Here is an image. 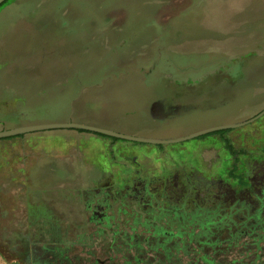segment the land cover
Segmentation results:
<instances>
[{"label": "rangeland", "instance_id": "obj_1", "mask_svg": "<svg viewBox=\"0 0 264 264\" xmlns=\"http://www.w3.org/2000/svg\"><path fill=\"white\" fill-rule=\"evenodd\" d=\"M222 65L219 75L200 84L199 94L182 98L187 111L163 121L162 129L154 128L157 123L147 107L156 95L144 87L161 85L164 72L176 84L195 88L198 77ZM228 80H234L229 87ZM74 99L75 115L82 116L79 123L132 136L183 137L252 117L264 110V0H9L1 4L0 103L22 106L24 116L7 120L4 127L63 119ZM66 131L25 133L22 142L30 154L12 161L5 149L0 151V192L7 182L18 183L36 196H61L55 189L51 155L57 150V138ZM109 153L121 160L116 151ZM29 155H33L28 158L29 178L21 182L17 163ZM82 173L93 175L87 168ZM25 215V211H0V264H34L19 254V238L29 229L21 224ZM97 236L90 229L66 237L61 245L67 247L71 240L94 242ZM77 251L69 250L74 264L82 258L73 257Z\"/></svg>", "mask_w": 264, "mask_h": 264}, {"label": "flooded vegetation", "instance_id": "obj_2", "mask_svg": "<svg viewBox=\"0 0 264 264\" xmlns=\"http://www.w3.org/2000/svg\"><path fill=\"white\" fill-rule=\"evenodd\" d=\"M262 111L244 124L261 149L236 175L228 168L232 153L223 142L218 167L201 166L205 175L194 152H179L167 162L159 159L161 148L143 153L140 162L123 172L98 168L82 211L91 226L87 230L93 229L99 240L79 245L72 240L65 247L55 235L56 226L32 224L28 234L18 237L19 254L34 264H74L69 255L73 248L78 251L72 255L82 257L78 264H264ZM152 155L155 162L144 161ZM185 155L194 158L190 165ZM215 169L214 175L209 173ZM43 237L53 239L55 246L43 244Z\"/></svg>", "mask_w": 264, "mask_h": 264}, {"label": "crops", "instance_id": "obj_3", "mask_svg": "<svg viewBox=\"0 0 264 264\" xmlns=\"http://www.w3.org/2000/svg\"><path fill=\"white\" fill-rule=\"evenodd\" d=\"M217 57H215L216 59ZM219 63V62H218ZM217 63V64H218ZM148 64V63H147ZM147 64H143L142 67H146ZM245 65V64H244ZM244 65L242 70L244 69ZM224 65L220 66L218 69L213 71H207L204 75H201L197 79L198 86H183V84H176V81H173L169 78L166 73H162L161 77L164 79L161 85L156 86H148L144 88H148V91L155 94L147 107V113L150 117L156 121L155 129L160 130L165 127L163 121L171 120L172 117L178 115L180 112L187 111L189 109L187 102H182L183 97H194L198 93V88L200 84H203L207 78H211L214 74H220ZM217 76H215L216 79ZM227 87L231 86L232 82L228 80ZM215 84V80L213 81ZM94 87V86H92ZM83 92V90H82ZM192 93H195L193 95ZM77 96V94H76ZM75 100L72 101V104L68 103L67 113L63 119L54 122H35L33 124L27 125H35L42 123H79L77 120L82 118L79 113V117L75 115L74 103ZM21 104V103H20ZM13 105V102H12ZM4 106V104L0 103V123H3V126L0 130L12 128V127H4L7 120L10 121L12 118L21 120L24 116L21 114L20 108H17V104H14V107ZM24 112V111H23ZM25 115H29L26 113ZM31 115V114H30ZM28 118H31V116ZM257 115L255 118H257ZM254 118V119H255ZM246 119L242 121L230 123V124H239L236 127L223 128L213 130L204 134H201L197 137V140L190 145L178 146L174 145L178 142H169V143H149V142H139L134 140H127L118 137L108 136L102 133L74 128V127H65V128H52V129H67L63 136L58 137L57 141V150L54 155H51L55 159L54 164V178H55V189H59L62 195L58 196L57 199L55 196H36L28 191H25V187L18 185V183L9 184L4 182V193L0 192V211H25V221L22 223H26L29 229H24L25 234L31 231L32 224L39 225L40 224H51L52 226H56L57 230L55 235L58 234L57 239L60 242H66L68 240L65 237V231L70 230L72 232H77L78 235H83L85 231H87L89 226H87V222L85 220L84 211L82 212V202L87 197L88 192L91 191V188L95 186L94 180L98 175V168L105 169L107 171L112 169L113 171L122 170L125 171L130 168V165L135 164L141 161V157H143V153H156V151L160 152V158L162 161L171 162L172 156L178 154L179 152H194L195 153V161L197 162V168L201 169V174L203 173V168L201 166H210L211 168H216L219 165V162L222 158V147L228 148L232 153L231 163L228 168L231 169V174L236 175L240 171V168H244L246 160L249 159L253 155L254 152L261 149V144L258 139L255 138V134L253 131L249 132L244 124L250 122H246ZM252 121V120H251ZM83 124V123H79ZM161 124V125H160ZM89 125V124H85ZM229 125V124H226ZM25 126V125H22ZM95 126V125H90ZM223 126V125H222ZM244 126V128H240ZM17 127V126H15ZM99 127V126H95ZM218 127V126H216ZM102 128V127H100ZM212 128V127H209ZM52 129H44V130H52ZM108 129V128H104ZM207 129V128H206ZM112 130V129H108ZM40 131V130H36ZM115 131V130H112ZM34 132V131H31ZM118 132V131H115ZM29 133V132H26ZM121 133V132H118ZM25 133L0 138L5 141L0 144V151L2 152L4 149L6 150L9 159L12 161L13 158H21L30 154V150L23 145L22 138ZM96 135L101 138L100 140H88L90 135ZM124 134V133H122ZM220 136H224L223 141H219L217 138ZM138 137H147L153 139H162L169 140L175 139L172 137H163V136H138ZM13 138V139H12ZM15 138V139H14ZM178 138V137H176ZM194 138V137H193ZM7 139V140H6ZM191 139V138H190ZM187 140V139H186ZM100 141V142H99ZM122 141H131L133 143L126 145L121 143ZM183 141V140H182ZM111 151H116L118 154L117 157L121 160H115L114 156H109ZM176 151L177 153H175ZM33 158V155H29L24 161H19L17 163V168L21 170L22 174H19V181L25 182L29 178L28 169V158ZM159 157V156H158ZM189 155H185V162L189 164L191 160L189 159ZM243 157V160L241 159ZM191 158V157H190ZM156 157L152 155L145 158L144 161L155 162ZM243 162H240V161ZM184 162V163H185ZM193 164H196L194 163ZM186 163V164H187ZM187 164V166H188ZM190 165V164H189ZM87 168L92 171L93 175L85 176L82 173V169ZM208 173V172H207ZM212 175L216 173L215 171L209 172ZM3 175L2 170L0 169V177ZM86 179V180H85ZM1 181V179H0ZM60 203L62 209L56 207V203ZM71 222H75L72 224ZM77 225H81V227L77 228ZM87 226V227H86ZM86 227V228H85ZM71 228V229H70ZM44 232V231H43ZM56 240V239H54ZM43 244H53L51 247H54L55 244L52 243L53 239L50 237H43ZM72 241V240H71ZM71 242H67L68 246ZM76 245H79L76 243ZM76 249V248H75ZM75 255H73L74 257ZM72 258V256H71Z\"/></svg>", "mask_w": 264, "mask_h": 264}, {"label": "water", "instance_id": "obj_4", "mask_svg": "<svg viewBox=\"0 0 264 264\" xmlns=\"http://www.w3.org/2000/svg\"><path fill=\"white\" fill-rule=\"evenodd\" d=\"M5 0H0V4H2ZM264 113V110L260 113ZM259 114V115H260ZM241 124V123H239ZM239 124H229V125H223V126H218V127H212V128H207L195 133H192L187 136L183 137H178L175 139H169V140H162V139H153V138H147V137H138V136H132V135H127V134H122L118 133L112 130L100 128V127H95V126H90V125H85V124H79V123H42V124H35V125H25V126H17V127H12L4 130H0V138H5V137H10V136H15L19 135L22 133L26 132H31V131H36V130H44V129H52V128H65V127H74V128H80V129H86L98 133H102L108 136H113V137H118L122 139H127V140H134V141H139V142H149V143H169V142H178L186 139H190L196 136H199L201 134L217 130V129H223V128H230V127H236Z\"/></svg>", "mask_w": 264, "mask_h": 264}, {"label": "trees", "instance_id": "obj_5", "mask_svg": "<svg viewBox=\"0 0 264 264\" xmlns=\"http://www.w3.org/2000/svg\"><path fill=\"white\" fill-rule=\"evenodd\" d=\"M8 1H9V0H6V1H4L2 4H6V3H8Z\"/></svg>", "mask_w": 264, "mask_h": 264}]
</instances>
